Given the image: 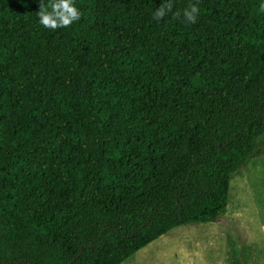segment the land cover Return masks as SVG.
I'll use <instances>...</instances> for the list:
<instances>
[{
  "label": "trees",
  "instance_id": "1",
  "mask_svg": "<svg viewBox=\"0 0 264 264\" xmlns=\"http://www.w3.org/2000/svg\"><path fill=\"white\" fill-rule=\"evenodd\" d=\"M41 2L0 0V264H121L223 213L264 136L262 0H75L54 31Z\"/></svg>",
  "mask_w": 264,
  "mask_h": 264
},
{
  "label": "rangeland",
  "instance_id": "2",
  "mask_svg": "<svg viewBox=\"0 0 264 264\" xmlns=\"http://www.w3.org/2000/svg\"><path fill=\"white\" fill-rule=\"evenodd\" d=\"M255 148L262 150L264 142L256 141ZM260 170L264 171V164ZM250 177V174L248 177L247 174L241 177L236 174L231 176L228 202L231 208L236 204V212L247 216L252 236L250 251L247 254L256 262L264 258V243L258 238L257 227L260 222L251 215V204L246 202V194L251 184ZM262 177L259 183L264 182V176ZM243 233V223L236 217L235 211H230L226 206L225 211L211 221L173 228L121 264H234V244L239 246ZM241 260L240 253L238 264Z\"/></svg>",
  "mask_w": 264,
  "mask_h": 264
},
{
  "label": "crops",
  "instance_id": "3",
  "mask_svg": "<svg viewBox=\"0 0 264 264\" xmlns=\"http://www.w3.org/2000/svg\"><path fill=\"white\" fill-rule=\"evenodd\" d=\"M258 143L260 141L264 142V136L257 140ZM257 162V165H256ZM264 164V148L262 150H256L255 153H253L252 156L247 158L242 166L234 171V174H236L237 177H241L244 174L251 175V184L250 188H248V193L246 194V202L247 204H251V215L253 217H256L258 222L257 232H258V238L264 243V182L259 183V181L264 176V171L260 170V167ZM253 174V176H252ZM261 177V179H260ZM229 179H228V191H227V206L229 207L230 211H235V215L237 218L241 220V222L244 225V233L242 236V241L239 244V250L242 255V260L239 262L240 264H264V258L258 259L256 262H254L252 259L248 257L250 246H251V229L249 222L247 221V216L240 214L236 209V204L231 206L229 205ZM238 204V203H237ZM261 207L263 210H261ZM246 217V218H245ZM249 218V217H248ZM248 253V254H247Z\"/></svg>",
  "mask_w": 264,
  "mask_h": 264
},
{
  "label": "clouds",
  "instance_id": "4",
  "mask_svg": "<svg viewBox=\"0 0 264 264\" xmlns=\"http://www.w3.org/2000/svg\"><path fill=\"white\" fill-rule=\"evenodd\" d=\"M172 7L173 0H162L160 6L152 11L153 19L159 22L171 12ZM260 11L264 12V0L260 4ZM81 15L75 0H42L36 12L38 24L52 31L73 25L80 20ZM174 15L182 16L184 23L194 24L200 15V9L198 5L190 3L182 12L177 11Z\"/></svg>",
  "mask_w": 264,
  "mask_h": 264
}]
</instances>
